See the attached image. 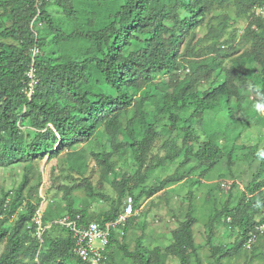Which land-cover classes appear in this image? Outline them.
<instances>
[{"label":"trees","instance_id":"1","mask_svg":"<svg viewBox=\"0 0 264 264\" xmlns=\"http://www.w3.org/2000/svg\"><path fill=\"white\" fill-rule=\"evenodd\" d=\"M55 1L65 14L58 22L46 8L48 0H0V164L33 161L45 152L57 157L68 150L72 155L79 143H92L104 134L109 149L103 144L104 149L92 150V156L109 174L114 169V151L132 149L138 169L116 182L119 201L97 221L115 219L128 194L134 196L137 208L143 197H152L182 179L175 173L159 185L134 194L161 125L165 131H177L183 137L181 146L177 138L172 140L176 150L169 157L185 152L182 164L191 157L204 163L224 153L209 113L225 109L227 119L234 123L238 122L235 108L246 120L252 109L262 113L264 17L254 16L253 11L264 5V0ZM224 8H234L237 16L248 18L242 36L248 46L230 63L227 58L239 50L229 40H221L229 25L228 16L210 24L202 38L197 34L209 13ZM204 40L210 42L201 47ZM35 45L39 52L32 59ZM34 62L38 83L30 97L26 88ZM249 89L256 94L251 100ZM263 175L260 171L255 180ZM83 182L94 194L89 179ZM27 184L25 177L11 202L7 194L0 201V245H4L0 264H72L73 259L75 264H87L74 254L75 241L66 229L61 227L66 237H51L47 231L58 226L53 224L44 232L43 242L38 239L33 219L40 200L24 197ZM263 187V181L254 182L243 193L239 205L245 203L251 215L243 213L238 218L237 212L245 209L238 210V206L233 211L228 203L220 212L233 217L241 237L234 248L225 250L226 255L244 247L252 249L253 259L260 254L257 241L263 235L256 233L255 241L250 247L247 244L255 227L264 224V217L257 221L253 216L258 206H264ZM192 211L190 208L188 219L174 232L166 252L182 264L188 263L190 253L197 254ZM67 213H80L84 221L95 220L89 218L87 210L75 209L73 200L68 201ZM49 214L47 210L45 223L50 221ZM212 239L213 222L210 244ZM115 241L116 231L107 249L108 259ZM120 247L139 264H164L158 251L145 254L138 247L134 252L126 244ZM211 249L220 264L224 254L215 245Z\"/></svg>","mask_w":264,"mask_h":264},{"label":"rangeland","instance_id":"2","mask_svg":"<svg viewBox=\"0 0 264 264\" xmlns=\"http://www.w3.org/2000/svg\"><path fill=\"white\" fill-rule=\"evenodd\" d=\"M83 7V6H81ZM46 8L49 13L60 21L64 10L55 0H48ZM228 16L229 25L221 40H229L232 46H238V52L227 58V63L234 60L248 46L242 41L247 17L237 16L234 8L215 9L206 16L205 23L197 29L198 37L202 38L208 32L210 24H216L219 17ZM84 21V20H83ZM9 24V22L7 23ZM71 27V23H65ZM42 29V33H45ZM210 41L204 40L200 46H206ZM188 72V71H187ZM185 72H181L183 74ZM248 100L256 94L249 89ZM236 109L238 122L227 119L225 109L208 114L212 120L214 130L219 133L220 144L223 145V155L215 161L200 163L196 157L182 164L185 152L177 157H169L176 150L173 139L177 138L178 146L182 145L183 137L178 132L165 131L160 126V135L154 142L147 157V165L138 176V185L134 191L137 195L143 190L159 185L163 179L178 173L182 179L168 184L163 190L152 197H143L137 204V214L132 217L130 224L121 226L116 232V241L111 249V256L105 264H139L136 257H127L121 249L126 244L131 252L137 247L145 254L160 252V261L164 264H182L174 255H167V247L173 242L174 232L188 219L190 208L195 219L193 232L197 254L190 253L187 264H219L212 256L211 246L220 248L224 256L220 257V264H264V232L260 225L254 233L263 235L257 244L260 253L252 258V249L246 247L232 254H225L226 249H232L240 241L238 226L225 213H220L226 203L234 211H238V218L243 214H250L251 210L242 202L243 193L248 185L263 181L264 175L257 181L255 177L260 171L264 172V108L258 114L251 110L250 118H241V112ZM210 124V123H209ZM25 129V127H22ZM229 130L228 135L223 134ZM201 136L205 132L200 129ZM92 143H79L73 147L72 155L66 150L57 157H51L45 152L42 157L33 161H21L16 164H0V201L7 194V200H13L22 180L27 177L28 184L23 191L24 197L32 201H45L46 211L49 210L52 220L66 215L67 204L73 200L77 210H87L90 219L101 220L104 213L110 211L119 201L116 182L125 174L133 175L138 169L135 152L132 149H117L113 153V171L106 174L102 165L92 156V150L101 151L109 141L104 134ZM99 138V137H98ZM72 166L75 168H72ZM88 178L93 186L94 194L86 187L83 180ZM264 192V187H263ZM124 199L121 203V209ZM247 208V209H246ZM254 218L259 221L264 217V206H258ZM231 216V215H230ZM16 214L11 217L14 222ZM50 218V221H51ZM49 221V222H50ZM213 222L212 244L209 242L210 223ZM127 227L125 231L124 228ZM51 237H66L67 232L61 227L54 226L47 231ZM258 235V236H259ZM138 242L140 245L138 246ZM4 245H0V253ZM197 255L199 256L197 258ZM75 264V259L72 260Z\"/></svg>","mask_w":264,"mask_h":264},{"label":"built area","instance_id":"3","mask_svg":"<svg viewBox=\"0 0 264 264\" xmlns=\"http://www.w3.org/2000/svg\"><path fill=\"white\" fill-rule=\"evenodd\" d=\"M253 13L254 16L264 17V5L255 7ZM39 14L40 13L38 12L37 17L33 20V22L39 17ZM40 25H42V22H40ZM32 52V59H35L36 54L39 52V47L35 45ZM35 72L36 68L34 62L28 72L30 81L29 87L26 88V93L30 97L33 95L35 86L38 83ZM45 207V201H42L34 215V222L37 225V237L40 241H43V234L45 230L53 224L66 229L69 233H71L75 241L73 248L74 254L87 264L106 263V260L108 259L107 249L113 232L117 231L130 217L136 215L137 213L134 204V197L132 195L125 197L123 210L119 213V215L115 219L106 222H100L97 220L84 221L82 215L78 213L75 215L66 214L58 217L52 222L45 223ZM260 228L264 232V224L260 225ZM250 235L251 238L247 244L249 247L255 241L256 233H251Z\"/></svg>","mask_w":264,"mask_h":264},{"label":"clouds","instance_id":"4","mask_svg":"<svg viewBox=\"0 0 264 264\" xmlns=\"http://www.w3.org/2000/svg\"><path fill=\"white\" fill-rule=\"evenodd\" d=\"M128 195H131V194H128ZM128 195H126V196H128ZM126 196H125V197H126ZM132 196H133V195H132ZM133 197H134V196H133ZM124 200H125V198H124ZM41 203H42V202H41ZM41 203H40V204H41ZM134 204H135V198H134ZM123 205H124V204H123ZM39 206H40V205H39ZM39 206H38V207H39ZM38 207H37V208H38ZM135 208H136V207H135ZM36 210H37V209H36ZM122 210H123V207H122ZM122 210H121V211H122ZM136 210H137V208H136ZM45 213H46V207H45ZM136 214H137V213H136ZM118 215H119V214H118ZM118 215H117V216H118ZM44 216H45V214H44ZM134 216H135V215H134ZM132 217H133V216H132ZM132 217H130V218H132ZM130 218H129V219H130ZM56 219H57V218H56ZM129 219H128V220H129ZM33 220H34V219H33ZM54 220H55V219H54ZM128 220H127V221H128ZM52 221H53V220H52ZM52 221H50V222H52ZM126 224H127V222H126L124 225H126ZM124 225H123V226H124ZM45 231H46V230H45ZM36 232H37V225H36ZM114 232H115V231H114ZM116 232H117V231H116ZM43 235H44V234H43ZM36 236H37V234H36ZM38 239H39V238H38ZM39 240H40V239H39ZM41 242H43V241H41ZM107 256H108V255H107Z\"/></svg>","mask_w":264,"mask_h":264}]
</instances>
